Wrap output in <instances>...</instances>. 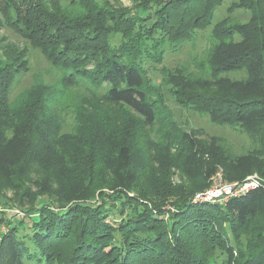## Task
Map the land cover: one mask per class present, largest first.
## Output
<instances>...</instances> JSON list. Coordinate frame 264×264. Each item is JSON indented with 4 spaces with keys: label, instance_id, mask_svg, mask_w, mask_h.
Returning a JSON list of instances; mask_svg holds the SVG:
<instances>
[{
    "label": "trees",
    "instance_id": "1",
    "mask_svg": "<svg viewBox=\"0 0 264 264\" xmlns=\"http://www.w3.org/2000/svg\"><path fill=\"white\" fill-rule=\"evenodd\" d=\"M60 1L0 0V30L10 28L41 49L49 62L63 73L64 83L72 86L84 84L85 91L93 99H102V104H88L78 110L73 127L68 131L54 90L43 83H35L17 102L9 103L8 94L16 76L28 71L29 67L24 57L20 59V52L10 53L0 45V164L9 188L24 190L35 199L45 196L50 208L65 212L61 216L52 213L49 224L34 222L36 227L31 231L35 248L47 245L56 236L65 235L74 209L82 213L87 209L88 218H96L93 223L87 221L89 228L82 231L71 259V264H92L95 258L93 260V256L88 255L97 253L98 248L86 239L101 242V236L107 239L113 232L107 229L108 224H104L107 212L101 215V208L88 209V206L77 203H88L97 192L98 196L105 198L102 196L107 191L126 195L140 189V176L149 169L150 160L143 147L128 140L131 121H126L124 112L130 110L146 128L157 125L162 117L158 105L151 99L148 79L141 64L146 54L144 50L149 47L143 38L158 29L161 35L154 42L156 46L166 42L175 47L182 46L198 31L211 27L215 9L222 0H133L138 3L137 11L148 6L147 9L154 8L161 15L160 24L155 29L149 26L134 39L130 28L136 24V17L132 10L112 8L109 11L92 0H82L86 16L73 17L61 13ZM243 7L251 13L250 25L229 23L222 27L228 20L218 22L212 31V49L201 66H196L198 73L179 70L168 82L175 87L174 96L179 104L205 113L213 123L236 128L264 144V0H250ZM113 32L125 33L128 38L118 50L112 49L109 43ZM206 71L210 73L209 78H206ZM236 71H244L246 78L232 82L224 76ZM105 105L118 110L116 113L115 110L106 112L101 108ZM120 108L123 109L120 111ZM177 140L188 145L186 160L190 164L196 163L203 152L214 155L220 165L231 162L215 140L208 146H200L187 133H182L181 139H174ZM165 141L174 142L171 139ZM250 159L242 161L254 165ZM239 160L233 159L232 162L238 164ZM217 163L201 166L199 181L193 183V194L209 189L212 178L219 172ZM197 205L203 207L192 206L194 210H186L185 216L181 217L187 232L194 231L192 235L188 234L182 241L178 237L176 244L151 252L150 246L155 242L159 244L163 232L167 234L163 224H156L163 217V213L157 212V216L147 223L159 233L155 237L144 234L146 238L140 240L142 234L129 224V232H134L136 238H124L120 246L109 242V251L116 261L108 260L105 264L208 261L211 254L187 250L195 238L203 236L204 239L199 241L203 243L205 237L210 236L218 217L221 219L219 223L226 221L230 225L234 243L237 244L244 235L251 237L246 253L239 257L234 245L224 244L226 259L223 264H241L242 261L254 264L259 246L264 245V185L231 197L224 207L208 203ZM193 219L198 220L197 226L202 224V230L189 225ZM258 223L261 225L259 238L253 231V225ZM173 229L174 235L178 236L176 226ZM220 233L223 236L216 234V239L220 240H216L214 246L226 238L223 226ZM27 251L19 233L10 229L0 239V264H25ZM148 252L154 261L149 260ZM41 253L49 258L51 251L45 248Z\"/></svg>",
    "mask_w": 264,
    "mask_h": 264
},
{
    "label": "rangeland",
    "instance_id": "2",
    "mask_svg": "<svg viewBox=\"0 0 264 264\" xmlns=\"http://www.w3.org/2000/svg\"><path fill=\"white\" fill-rule=\"evenodd\" d=\"M92 1L99 7H104L105 10L109 11L112 8L132 10V15L136 17V24L130 28V31L133 30L131 32L132 39L137 37V35L139 36L144 29L147 30L149 26L155 29L160 24L159 17L161 15L157 14L153 7H151L153 9H147V6L139 8L137 11L136 6L138 3L133 0ZM249 1L222 0L215 9L211 27L205 31H198L193 38L179 47H175L170 42L156 46L154 42L156 39L159 40L161 32L158 29L152 33L146 32L151 39L147 37V34L143 38V41H146L149 47L144 50L146 54L144 53L145 56L141 60V64L148 79L151 99L158 105V110L162 117L159 118L160 122L157 125L146 128L139 123L137 117L130 110L126 109L124 112L126 121L128 119L131 121L127 130L128 140L135 145L143 147L150 160L149 169L140 176L138 182L140 189H134L126 195L107 191L105 192L106 195L102 196L105 198L98 196L99 192H97L88 203H77L78 205L88 206V209L101 208V215L107 212L104 224H108L107 229L113 232L109 234L107 239L101 236V242H94V238L93 240L86 239L88 243H92L98 248L97 253L92 252L88 255L89 257L93 256V260L95 258L92 264H105L108 260L116 261L109 251V242L112 245L120 246L124 238L129 240L134 238V232H129V224H132L133 228L142 234L140 240L146 238L144 234L155 237L159 231H153L148 226L147 221L154 219L157 216V212L159 214L163 213V217H160L156 224L157 226L163 224L169 236L166 232H163L164 235L159 244L156 245L155 242L154 245L150 246L151 252L153 250H161L162 247L164 248L172 243L176 244L178 237L182 241L188 234L192 235L194 233V231L187 232V227L182 224L181 220V217H184L185 213H187L186 210H194L192 206L203 207V205H197L202 202H198L196 200L197 194L192 192L193 183L196 184L199 181L198 176L201 173V166L211 165L213 162L217 163V160L220 162V160L216 159L214 155L203 152L197 157L196 163L190 164L186 160L189 155L188 145L181 140L174 141V139H181L182 133L189 134L200 146H208L215 140L217 141V146L226 151L229 157L228 161L231 162L221 165L218 162L216 164L217 170L221 174L215 181L217 184L241 186L255 180L264 185V144L254 141L251 136H247L236 128L213 123L210 116L205 113H200L190 107H184L179 104L174 96L175 87L168 82L177 75L179 70H184L188 74L198 73L196 66L198 64L201 66L207 54L211 51L214 39L212 31L218 22L227 19L228 22H223L222 27L229 25V23L248 27L251 13L243 7V4L245 6ZM58 7L62 14L65 13L73 17H82L87 14L82 0H61ZM138 39L136 38V40ZM126 42H128V38L125 33L113 32L109 37L112 49L118 50ZM0 45L5 47L10 53L18 54L20 52V59L23 60L24 57L29 67L28 71L19 73L16 76L8 94L9 103L17 102L27 89L35 83H43L54 90L55 100L59 102L60 114L62 115L65 129L68 131H71L73 127L78 110L80 111L88 104H102V99H93L85 91L84 84L72 86L64 83L63 73L49 62L42 50L32 46L31 43L12 29L4 28L0 30ZM163 46L165 47L163 48ZM205 68V70L208 69L207 67ZM224 76H227L232 82H236L244 80L246 73L244 71H236ZM209 77L210 73L206 75V78ZM98 97L102 96L98 95ZM101 108L102 110L106 109V112L115 110L116 113L118 110V108H111L109 105ZM122 109L120 108L119 110L121 111ZM165 139H171L174 142L167 143ZM246 158H251L253 161L250 160L254 165L242 161ZM233 159H240V162L238 164L232 162ZM46 199L45 196H39L35 199L24 190L9 188L4 176V168L0 164V239L10 229L18 232L19 237L23 240L28 250L25 264H71L81 233L89 228L86 225L87 221L93 223L96 218H88L87 209L84 213L81 210L74 209L70 213L66 234L62 237L56 236L51 241L49 240L47 245L39 247L40 249L35 248L32 244V231L36 227L34 222L49 224L52 219V213H59L60 216L65 213L63 212L64 210L59 211L53 207L50 208ZM221 206L224 207L225 204L222 203ZM194 219L189 225H192L193 229L199 228V230H202L200 227L202 224L197 226L199 222ZM220 220L218 217L216 220L217 226H214V230L209 237H205L203 243H199V241L204 239L203 236L195 238L192 245L188 246L189 250H187L196 254L208 253V255L211 254V258L204 262L202 260L197 263H194L196 261H191L190 264H223L226 259L223 245L226 243L234 245L232 247L238 257L240 254L246 253V247L251 237L244 235L237 244L234 243L230 225L226 221H222L221 224L219 223ZM171 223L173 224L172 226H170ZM174 226H176L178 236L174 235ZM222 226L226 232V238L218 243L220 245L214 246L213 243L216 240H220L216 239V234L219 237L223 236L220 233ZM260 228L261 225L259 223L253 225V231L258 238V233L261 234ZM218 230L219 233H217ZM45 248L51 251L49 258L43 257L41 253ZM126 248H129V245ZM207 248L213 251L209 250L208 252ZM146 255L149 256L150 253L148 252ZM255 255L257 258L254 259L257 260L254 264H264V245L259 246ZM149 260H153V257H150ZM244 263L245 261L241 262V264Z\"/></svg>",
    "mask_w": 264,
    "mask_h": 264
},
{
    "label": "built area",
    "instance_id": "3",
    "mask_svg": "<svg viewBox=\"0 0 264 264\" xmlns=\"http://www.w3.org/2000/svg\"><path fill=\"white\" fill-rule=\"evenodd\" d=\"M218 172L213 178L209 189L205 192L197 194V201L208 204H226L231 197H236L245 194L250 190L258 188L261 184L253 180L245 185H229V184H217L215 181L220 177Z\"/></svg>",
    "mask_w": 264,
    "mask_h": 264
}]
</instances>
